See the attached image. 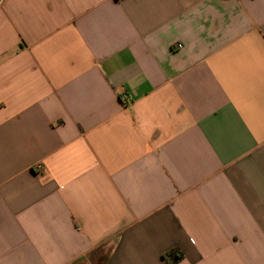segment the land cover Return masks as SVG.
<instances>
[{
  "label": "crops",
  "instance_id": "1",
  "mask_svg": "<svg viewBox=\"0 0 264 264\" xmlns=\"http://www.w3.org/2000/svg\"><path fill=\"white\" fill-rule=\"evenodd\" d=\"M172 250L264 264V0H0V264Z\"/></svg>",
  "mask_w": 264,
  "mask_h": 264
},
{
  "label": "trees",
  "instance_id": "2",
  "mask_svg": "<svg viewBox=\"0 0 264 264\" xmlns=\"http://www.w3.org/2000/svg\"><path fill=\"white\" fill-rule=\"evenodd\" d=\"M164 258L169 264H177L182 259V255L177 250H172L164 255Z\"/></svg>",
  "mask_w": 264,
  "mask_h": 264
},
{
  "label": "built area",
  "instance_id": "3",
  "mask_svg": "<svg viewBox=\"0 0 264 264\" xmlns=\"http://www.w3.org/2000/svg\"><path fill=\"white\" fill-rule=\"evenodd\" d=\"M177 46H178L179 48H181V47H182V44H178ZM38 170H39V171H42L41 166H38Z\"/></svg>",
  "mask_w": 264,
  "mask_h": 264
}]
</instances>
